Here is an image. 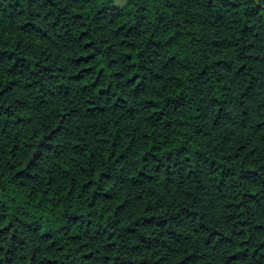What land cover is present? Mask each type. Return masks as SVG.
Listing matches in <instances>:
<instances>
[{
	"label": "trees",
	"instance_id": "16d2710c",
	"mask_svg": "<svg viewBox=\"0 0 264 264\" xmlns=\"http://www.w3.org/2000/svg\"><path fill=\"white\" fill-rule=\"evenodd\" d=\"M0 264H264V0H0Z\"/></svg>",
	"mask_w": 264,
	"mask_h": 264
},
{
	"label": "rangeland",
	"instance_id": "374dc122",
	"mask_svg": "<svg viewBox=\"0 0 264 264\" xmlns=\"http://www.w3.org/2000/svg\"><path fill=\"white\" fill-rule=\"evenodd\" d=\"M117 3H119V0H117Z\"/></svg>",
	"mask_w": 264,
	"mask_h": 264
}]
</instances>
